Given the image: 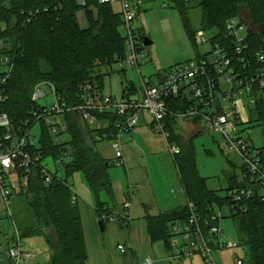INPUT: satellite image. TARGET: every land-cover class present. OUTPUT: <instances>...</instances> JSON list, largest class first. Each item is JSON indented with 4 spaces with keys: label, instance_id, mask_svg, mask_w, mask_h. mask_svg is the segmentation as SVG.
Here are the masks:
<instances>
[{
    "label": "trees",
    "instance_id": "16d2710c",
    "mask_svg": "<svg viewBox=\"0 0 264 264\" xmlns=\"http://www.w3.org/2000/svg\"><path fill=\"white\" fill-rule=\"evenodd\" d=\"M168 4L177 11L183 28L192 36L195 30L190 28L189 12L193 7L199 8V29L214 34L217 42L224 41L226 21L239 18L249 30L247 41L253 71L260 66L256 52L264 51V0H168ZM81 8L85 9L86 28L78 23L77 12ZM121 22L120 14L113 10L111 3L97 0H85V5H80L78 0H0V54L9 55L13 62L3 86L2 109L12 127L20 131L24 128L23 121L36 107L30 100L32 88L41 80L53 82L60 99L69 105L80 101L78 88L84 83L95 82L102 91L100 69L112 68L126 55ZM179 99V96H171L167 100L170 110L176 112L184 108L185 100ZM104 116L110 118V129L115 131L114 124L121 117ZM64 118L69 139L54 142L49 128L42 123L44 132L39 148L45 157L60 162L66 177L82 173L104 227L114 212L105 207L107 203L100 200L99 194L105 192L113 197L108 175L112 163L98 151L93 131L76 112H66ZM249 119L256 125L264 124L263 95L257 97L252 109L250 107ZM166 122L169 141L180 147V152L173 157L179 182L206 231L209 207L214 203L224 207L227 201L217 191L209 189L205 178L199 174L191 139L176 131V119L169 116ZM233 186L248 187L249 184L231 176L228 187ZM15 194L25 198L30 211V221L23 233L44 235L51 248L48 264H85L87 251L81 219L67 179H61L55 169L51 182L45 184L39 170L34 168L26 188ZM115 214L116 218L123 215ZM190 215L188 203L155 215L148 214L146 228L150 239L162 241L167 249L171 248V225L176 221L186 222ZM229 217L247 249L248 264H264V202L258 189L253 188L246 211L230 213ZM121 221L125 224L123 219Z\"/></svg>",
    "mask_w": 264,
    "mask_h": 264
},
{
    "label": "built area",
    "instance_id": "2783aa9c",
    "mask_svg": "<svg viewBox=\"0 0 264 264\" xmlns=\"http://www.w3.org/2000/svg\"><path fill=\"white\" fill-rule=\"evenodd\" d=\"M97 1L112 3L115 0ZM118 1L122 8L120 28L125 31L123 36L126 50L125 58L120 63L132 69L144 58L132 21L138 17L144 3L156 0ZM162 1L160 3L165 7L168 0ZM78 3L85 5V0H78ZM245 29L246 24L239 19H228L223 42L214 41V34L208 31L196 30L193 35L196 45H207L208 50L199 52L195 58L170 66L163 75L141 76V87L133 95L130 94L132 89H124L119 98L104 95L95 82H87L78 88L80 101L69 105L60 99L53 82L41 80L32 88L30 100L36 107L30 110L29 117L23 121L25 126L21 131L12 127L7 113L2 109L5 101L3 86L13 62L9 55L0 54V65L5 66V69H0V198L4 217L14 226L10 232L2 231L0 226V264H34L36 253L23 248L21 235L10 218L11 198L16 191L26 188L34 168L39 170L45 184L51 182L55 170H50L49 164L44 162L48 157L32 142L29 130L33 124L41 122L53 136L67 134L64 116L69 111L76 112L86 122L93 131L95 143H108L114 155L113 164L120 166L126 164L121 134L135 127L141 110L147 111L153 131L163 136L172 157L180 152V147L169 141L167 118L170 116L176 119L174 128L178 133H181L177 130L179 119H197L200 131H214L221 135L229 154L239 160L240 180L249 184L248 187L233 186L226 189L227 194L223 199L227 201L229 213L246 211L254 187L264 202V145L256 146L252 143L250 133L253 126L249 119L251 105L254 106L257 97H261L264 92V51L256 52L260 66L253 71ZM171 96H179L181 102L185 100L186 105L182 110H170L167 100ZM42 98L47 99L44 105L38 103ZM113 114L121 117L114 124L115 131L110 129V118L104 116ZM54 142L61 143L58 138ZM215 205L209 207L206 231L193 213L192 203H189L191 215L188 220L181 223V227L176 222L171 225V232L182 234L185 239V244L175 254L176 258L199 254L207 264H217L212 255L215 248L238 245L232 239L224 238L219 227L223 213L220 206L216 211ZM130 206V200H126L123 208L127 212L119 216L125 223L129 221ZM113 215L109 219L116 218L117 214ZM118 248L126 251L122 244ZM140 264H154V260L146 256ZM235 264H242L241 259L235 258Z\"/></svg>",
    "mask_w": 264,
    "mask_h": 264
},
{
    "label": "rangeland",
    "instance_id": "374dc122",
    "mask_svg": "<svg viewBox=\"0 0 264 264\" xmlns=\"http://www.w3.org/2000/svg\"><path fill=\"white\" fill-rule=\"evenodd\" d=\"M187 1L192 2V0ZM160 2L163 3L162 0L144 3L138 17L132 21V27L136 29L144 54V58L140 60L139 65L129 69L124 63H115L112 68L102 67L100 69L101 74H103L102 90L104 95L119 98L124 88L129 90L132 88L130 94L133 95L141 87V76H151L153 74L152 77H156L159 73L163 75L170 66L195 58L199 56V52L204 53L208 50L207 45H196L192 33L183 28L177 11L170 4L162 7ZM111 6L114 11L122 16L120 1H113ZM82 11L86 16L85 9L82 8L78 11V15L83 13ZM189 18L190 28L195 31L198 30L200 28V9L197 7L191 8ZM120 32L123 34L125 31L120 28ZM245 32L249 33L247 26ZM145 37L151 41L146 46L143 45ZM0 69H5V66L0 65ZM38 103L44 105L47 103V99H39ZM252 108L253 105H251ZM149 123L150 119L147 111L141 110L135 127L131 131L123 132L120 137L126 164L124 166L112 164L108 168V175L113 182L114 189L117 188L124 194L130 191L132 194L133 191V197L130 199L131 210H128L133 218L141 216V213L137 215V213L143 211L139 205L141 200L151 207L150 210L154 208L168 210L173 206H183L187 203L189 206V203H191L187 202L178 180L174 160L167 152L165 139L161 134L154 132L149 127ZM195 124H197V119L181 118L177 122V130H180L186 138L191 139L199 174L205 178L209 189L217 191L219 196L223 198L227 194L226 189L229 186L231 176L236 179L241 177L239 160L229 154L219 133L214 131L196 132ZM251 125L253 126L250 133L252 143L256 146L264 145V124L256 125L255 122H251ZM43 132L41 122H36L29 130L32 142L37 147L40 145ZM244 135L247 134L244 133ZM52 137L55 140L58 138L60 142L69 139L67 134L52 135ZM44 162L49 164L50 170L54 171L56 169L57 175L61 179L66 178L68 183H71L72 177L76 174L85 182L81 172L66 177L60 162L53 161L51 158L45 159ZM71 189L75 196L72 185ZM99 198L107 202L110 207L115 205V201L112 200L113 197L110 198L105 192H101ZM10 208L12 212L10 218L21 235L23 248L36 253L37 257L34 264H48L51 248L45 236L23 233L24 226L30 221V211L25 198L22 195L15 194L11 199ZM214 209L218 211V205H215ZM221 211L223 217L220 219L219 227L223 236L225 239H232L238 245L231 248H215L212 252L214 260L217 264H235V258H239L242 264H248L247 249L241 243L232 219L229 217L228 206L221 207ZM0 218L2 231L10 232L14 229L13 223L4 217L1 198ZM176 223L181 227L180 221H176ZM104 239L106 241L105 236ZM170 244L172 252L176 254L180 251L181 245L185 244V239L182 234H173ZM175 254L172 253L170 258L175 257ZM181 261L182 264H207L199 254L184 257ZM169 263L171 264V262Z\"/></svg>",
    "mask_w": 264,
    "mask_h": 264
},
{
    "label": "crops",
    "instance_id": "0c3cea01",
    "mask_svg": "<svg viewBox=\"0 0 264 264\" xmlns=\"http://www.w3.org/2000/svg\"><path fill=\"white\" fill-rule=\"evenodd\" d=\"M93 11L95 12L94 8ZM77 19L81 28L87 27L88 23L84 12L80 13V15H78L77 12ZM123 92L124 89L122 93ZM182 126L184 127V124ZM149 127L152 129L151 119ZM194 127L196 132H205L200 131L201 128L198 124H195ZM95 145L101 155L113 164L114 155L108 143L100 142ZM177 177L179 180L178 174ZM111 183L113 189L112 200L115 201V205L110 207L106 202L107 204L105 207L108 208L111 213L126 214L127 211L124 210L123 203L133 197V191L132 194H130L131 191L124 194L117 188L114 189L113 182L111 181ZM70 184L75 191V203L79 210L83 229L87 251L85 264H140L143 257L146 256L152 257L154 264H165L169 262H171V264H182L181 260L184 258H170L172 253L175 254L172 252L171 248L167 249L162 241H152L147 233L146 216L148 214L155 215L165 210H160L158 208L150 210L149 208L151 207L145 201L141 200L139 205L143 211L137 213V215L141 213V216H135L133 218V216L128 213L129 221L125 224H123L120 217L107 219L103 231H100L97 224L99 216L95 209V199L88 185L86 182H83L77 174L72 177ZM120 244L125 247L126 251H122L118 248Z\"/></svg>",
    "mask_w": 264,
    "mask_h": 264
},
{
    "label": "water",
    "instance_id": "95a60500",
    "mask_svg": "<svg viewBox=\"0 0 264 264\" xmlns=\"http://www.w3.org/2000/svg\"><path fill=\"white\" fill-rule=\"evenodd\" d=\"M150 43H151L150 39L145 37L143 40V45L146 46L147 44H150ZM98 226H99L100 231H103V225H102L101 220L98 221Z\"/></svg>",
    "mask_w": 264,
    "mask_h": 264
}]
</instances>
